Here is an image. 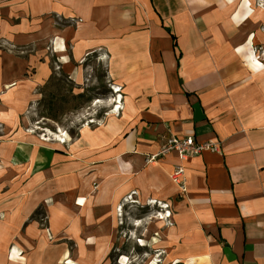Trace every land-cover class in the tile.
<instances>
[{
    "label": "crops",
    "instance_id": "obj_1",
    "mask_svg": "<svg viewBox=\"0 0 264 264\" xmlns=\"http://www.w3.org/2000/svg\"><path fill=\"white\" fill-rule=\"evenodd\" d=\"M233 3L23 0L24 14L48 22L44 36L60 39L62 57L78 62L102 53L106 78L119 86L112 103L118 112L81 129L77 142L86 138L88 158L104 164L108 183L121 181L108 192L110 203L132 189L166 201L160 205L171 223L166 242L175 264H264V29L240 33L235 13L223 12ZM49 13L80 22L53 28ZM170 135L217 141L220 148L186 159L170 152L146 163L144 156ZM175 164L184 167V193L169 178ZM24 207H14L0 225L7 234H0V264H62L64 244L74 238L50 241L33 224L23 230ZM56 212L51 224L77 228ZM11 244L23 260L8 256ZM78 253L69 252L73 263L93 264L89 251Z\"/></svg>",
    "mask_w": 264,
    "mask_h": 264
},
{
    "label": "rangeland",
    "instance_id": "obj_2",
    "mask_svg": "<svg viewBox=\"0 0 264 264\" xmlns=\"http://www.w3.org/2000/svg\"><path fill=\"white\" fill-rule=\"evenodd\" d=\"M223 12H238L242 34L264 29V0H234ZM47 16L58 29L80 22ZM42 20L24 14L23 0H0V225L12 217L14 207L25 206L23 230L33 224L50 241L74 238L64 244L62 264H77L69 258L72 250L80 255L89 251L93 264H175L166 242L171 223L158 218L166 201L126 190L117 201L122 213L116 216L117 203H110L108 192L121 181L108 183L104 164L88 158L86 138L77 142L81 129L99 126L115 107L118 112L112 103L119 87L106 78L102 53L86 55L79 63L62 57L57 53L60 39L44 36L48 22ZM24 28L31 35L24 37ZM77 63L78 80L72 72ZM126 197L134 202L127 203ZM149 199L156 203L148 205ZM58 209L65 220L77 221V228L51 224ZM16 249L9 245L8 256L23 260L22 250Z\"/></svg>",
    "mask_w": 264,
    "mask_h": 264
},
{
    "label": "built area",
    "instance_id": "obj_3",
    "mask_svg": "<svg viewBox=\"0 0 264 264\" xmlns=\"http://www.w3.org/2000/svg\"><path fill=\"white\" fill-rule=\"evenodd\" d=\"M219 144L217 141H196L193 135H184L183 137L170 135L165 138L155 153L146 154L144 160L146 163H153L159 156L170 152H175L179 159H186L205 150L218 151L220 148ZM169 178L181 193L185 192V176L182 165L175 164L169 173Z\"/></svg>",
    "mask_w": 264,
    "mask_h": 264
},
{
    "label": "bare ground",
    "instance_id": "obj_4",
    "mask_svg": "<svg viewBox=\"0 0 264 264\" xmlns=\"http://www.w3.org/2000/svg\"><path fill=\"white\" fill-rule=\"evenodd\" d=\"M237 14H238V12H237ZM237 14H235V16L237 15ZM119 87V86H118ZM116 91H118V90H116ZM118 100H119V98H118ZM119 103V102H118ZM119 107V106H118ZM116 108V107H115ZM64 140V139H63ZM77 189V188H76ZM82 198V196H80L79 197V199H81ZM131 198H133V197H126V198H124L123 200L124 201H126L127 203L129 202L128 201V199H131ZM119 199H117L116 198V200H115V203H117V201H118ZM120 201V200H119ZM131 201L132 202H134L132 199H131ZM125 202V203H126ZM152 203H156V201H154L153 199H149L148 200V205H150V204H152ZM161 206V205H160ZM163 206H165V205H162V207ZM122 207H123V204L122 203H117V204H115V206H114V209H113V212H114V214L116 215V216H120L121 215V213H122ZM119 212V213H118ZM165 215H166V212L164 211L163 213H161V215L160 216H158V218L159 219H164L165 220ZM34 229V228H33ZM27 233H29V232H27ZM42 239V238H41ZM33 240V239H32ZM79 254V253H78Z\"/></svg>",
    "mask_w": 264,
    "mask_h": 264
},
{
    "label": "trees",
    "instance_id": "obj_5",
    "mask_svg": "<svg viewBox=\"0 0 264 264\" xmlns=\"http://www.w3.org/2000/svg\"><path fill=\"white\" fill-rule=\"evenodd\" d=\"M83 95L82 94H79V95H77V97L78 98H80V97H82ZM89 99V98H88ZM46 114H48V113H46ZM49 115V114H48Z\"/></svg>",
    "mask_w": 264,
    "mask_h": 264
}]
</instances>
